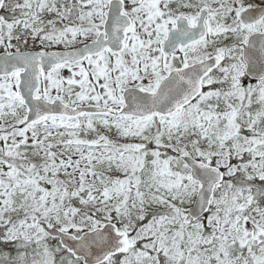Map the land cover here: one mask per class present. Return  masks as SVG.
Listing matches in <instances>:
<instances>
[{"label":"snow or ice","instance_id":"snow-or-ice-1","mask_svg":"<svg viewBox=\"0 0 264 264\" xmlns=\"http://www.w3.org/2000/svg\"><path fill=\"white\" fill-rule=\"evenodd\" d=\"M0 264H264V0H0Z\"/></svg>","mask_w":264,"mask_h":264}]
</instances>
